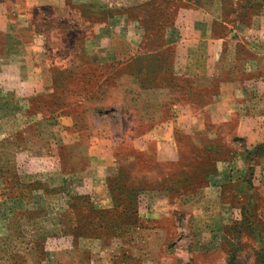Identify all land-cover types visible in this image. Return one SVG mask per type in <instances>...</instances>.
<instances>
[{
	"label": "rangeland",
	"instance_id": "1",
	"mask_svg": "<svg viewBox=\"0 0 264 264\" xmlns=\"http://www.w3.org/2000/svg\"><path fill=\"white\" fill-rule=\"evenodd\" d=\"M105 13L120 20L119 26L111 25L114 48L124 45L115 29L141 34L127 64L142 83L182 87L189 96L182 101L191 106L205 108L212 100L213 89L192 86L193 76L212 68L209 54L222 55L218 67L229 66L223 54L236 43L238 56L263 55L264 64V0H148ZM88 32L85 27L83 33ZM82 44L90 51L96 47ZM79 47L78 42L73 50ZM232 63L228 76L243 83L242 63ZM111 78L74 73L72 81L83 85L92 101L108 106ZM251 80L257 83L260 77ZM221 87L217 81L216 91ZM77 92L57 91L53 100L63 102ZM176 107L174 114L182 111ZM132 127L140 135L146 125L133 121ZM242 134L239 120L215 123L207 115L195 140L180 128L142 151L137 142L108 176L117 201L108 215L89 211L86 185L75 193L58 173L46 172L36 175L37 182L24 183L27 174L7 170L0 158V196L9 200L0 202V213L10 219L4 256L10 260L23 253L20 259L41 264H139L132 242L139 230L159 228L167 232L161 244L164 264H264V138ZM17 242L26 250L17 249ZM32 245L36 249H27Z\"/></svg>",
	"mask_w": 264,
	"mask_h": 264
},
{
	"label": "crops",
	"instance_id": "2",
	"mask_svg": "<svg viewBox=\"0 0 264 264\" xmlns=\"http://www.w3.org/2000/svg\"><path fill=\"white\" fill-rule=\"evenodd\" d=\"M147 1L0 0L3 167L23 176L26 173L28 180L24 183L37 182L36 175L46 172L58 173L75 193L80 185H86L90 207L101 211L113 207L108 176L118 171L123 156H129L137 142L142 151L172 138L180 128H187L195 140L207 115L215 123L237 119L244 137L264 138V64L260 61L263 55L238 56L235 43L223 54L229 66L218 67L222 55L209 54V73L192 77L194 88L213 89L212 100L205 108L183 102L189 96L182 87L142 83L127 64L139 46L141 34L138 30L115 29V38L124 45L114 48L110 44L115 42L111 25L119 26L120 20L105 18V12L132 9ZM85 27H90L91 32L84 34ZM78 42L81 47L74 51ZM89 42L96 43L91 51L82 44ZM231 60L242 63L236 74L247 76L243 83L228 76L234 66ZM88 72L112 75L107 99L112 104H99L96 98L93 102L84 94L83 85L74 86L73 74ZM255 76L260 77L257 83L251 80ZM217 81H222L218 91L214 88ZM70 89L78 91L74 98L54 102L57 91ZM176 104H180L182 111L174 114ZM243 107L247 109L245 116ZM133 121L146 125L140 135L135 133ZM4 201L9 200L0 196V202ZM192 213L195 215L194 210ZM9 223L2 211L0 264H41L20 259L19 254L23 253H15V259L10 260L4 256L3 251L9 249L3 238L8 234ZM166 233L159 228L139 230L138 241L132 242V255H136L139 264H164L161 244ZM99 243L104 245L102 240ZM22 248L26 250L24 244L17 242V249ZM27 249L36 248L32 245Z\"/></svg>",
	"mask_w": 264,
	"mask_h": 264
},
{
	"label": "trees",
	"instance_id": "3",
	"mask_svg": "<svg viewBox=\"0 0 264 264\" xmlns=\"http://www.w3.org/2000/svg\"><path fill=\"white\" fill-rule=\"evenodd\" d=\"M107 182H108V188H109V191H110V193H111V195H112V198H113V207L115 208V206H116V199H115V195H114V191H113V188H112V182H111V180L110 179H108L107 180ZM88 207H89V211H91V212H95V213H101V214H104V215H108V214H112V212H113V210H95V209H92L91 207H90V205H89V202H88Z\"/></svg>",
	"mask_w": 264,
	"mask_h": 264
}]
</instances>
